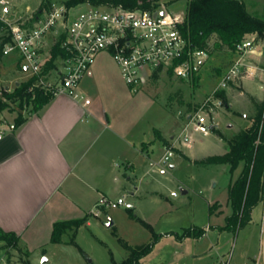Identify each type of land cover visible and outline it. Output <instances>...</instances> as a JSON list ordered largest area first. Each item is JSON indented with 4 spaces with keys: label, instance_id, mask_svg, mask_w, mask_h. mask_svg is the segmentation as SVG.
Instances as JSON below:
<instances>
[{
    "label": "crops",
    "instance_id": "0c3cea01",
    "mask_svg": "<svg viewBox=\"0 0 264 264\" xmlns=\"http://www.w3.org/2000/svg\"><path fill=\"white\" fill-rule=\"evenodd\" d=\"M254 40L252 52L246 53L242 58L244 76L239 80L248 85L254 96L258 95L264 100L261 93H264V84L261 81L264 79V35L259 37L254 35ZM238 57L239 55L235 53L233 60ZM111 63L119 67L108 52L99 53L89 73L78 87V97L67 93L55 96L40 110L23 114L25 121L0 140V229L19 237L17 247H6L5 242L0 241V250L6 252L10 264H31V258L33 259L31 250L34 248L35 250L44 248L49 243L59 246L67 242L65 236L61 243L51 242L54 223L88 216L85 224L89 225L91 223L89 215L96 208L100 197L109 196L115 189L119 196L127 194L129 201L132 197L144 199L147 194L154 193L143 188L144 185L140 184L141 180H138L136 172L141 164H145L150 147L157 139L166 150L172 149L176 155L193 164H213L204 163V160L228 151V136L219 131L223 120L218 117H215L211 131L217 130L218 135L223 137L224 151L220 153H208L212 148L211 144L214 143L205 142L203 137L209 136L211 131L208 135L191 132L188 140H185L183 129L186 116L180 134L174 130L166 134L156 126L148 129L140 107L132 108L129 105L130 99L127 100L128 95L126 100L120 99V94L112 90L113 84L115 86V83L121 84L120 81L126 82L120 68L113 70L109 66ZM129 90L132 93L138 92L132 91L130 87ZM123 91L125 94V90ZM86 98L91 100L89 104H85ZM255 99L257 101L258 97ZM135 103L136 101L132 104ZM231 105L226 104L225 107L229 108ZM191 111L192 109L186 113ZM18 115L19 113L16 118ZM243 118L246 122L238 123V129L235 133L232 132L234 134L231 139L249 127L253 121L246 115ZM227 126H231L230 122ZM166 162L164 160V164ZM223 165L231 172L229 165ZM174 166L171 164L172 168ZM237 176L230 179L229 186ZM188 192L187 189H183L184 194ZM172 196L175 197L173 194ZM261 204L262 210L258 218L254 214L257 205L252 210L250 222L237 231L239 233L247 227H253L251 235L253 242L243 245L236 258L234 253L232 258L223 259L219 264L257 262L262 264L263 202ZM135 208L134 206L125 209ZM208 209L210 220H215L214 224L208 222L205 226L193 225L183 228L182 232L172 229L153 232L151 240L147 243L153 240L155 234L160 237L152 251L141 259V264L148 261L152 263L153 260H148L149 257L153 254L156 257L157 248L160 249L164 241H169L171 245L180 248L188 240H200L216 230L221 233L230 232L221 229L231 214H223L222 203L219 200L208 201ZM188 228H200L204 233L201 237H180ZM32 241L31 247L36 246L33 249L29 246ZM125 242L130 244L128 241ZM22 244L28 253L24 251ZM44 251L46 253L47 250ZM127 256L128 250L124 259ZM162 258L159 264L164 263ZM113 262L117 261L113 259Z\"/></svg>",
    "mask_w": 264,
    "mask_h": 264
},
{
    "label": "rangeland",
    "instance_id": "374dc122",
    "mask_svg": "<svg viewBox=\"0 0 264 264\" xmlns=\"http://www.w3.org/2000/svg\"><path fill=\"white\" fill-rule=\"evenodd\" d=\"M48 1L56 5H63L66 2V0ZM161 1V6L167 11L186 14V0ZM243 1L251 13L264 17V0ZM45 2L46 0H12V4L18 8L35 11H38L41 6L48 7ZM214 42L215 39H212L211 48H213ZM248 52H252V50ZM245 54L242 55V58ZM18 58L19 55L13 54L0 59V98L5 96V92H13L16 83L29 78L30 72L24 71L17 65ZM233 62L230 52L224 49L216 51L213 56H210L198 74L200 79L197 85L189 80H182L164 73L158 75L157 78L147 80L141 90L136 93H132L123 81H120L121 84L115 83V86L113 84L112 90L120 94V99L125 98L126 100V95H128L127 100L130 99L129 105L132 108L140 107L148 129L156 126L166 134L172 130L180 134L183 121H185V113L212 93L225 73V69ZM109 66L113 70L119 68L115 63H111ZM261 81L264 84V79ZM123 90H125V94ZM261 93L264 95L263 92ZM226 97L228 104L232 105L229 108L219 109L215 115L223 120L219 131L222 134H227L229 145L233 134L238 129V123L246 122L243 118L244 115L253 119L258 114L263 97L254 96L249 91L248 85L239 79L226 89ZM135 101L136 103L133 105L132 103ZM179 111L182 112L179 113ZM30 112L29 106L21 108L16 103L13 111L1 112L0 118L4 117L13 121L17 113L28 114ZM229 122L231 126H227ZM218 134L217 130H212L209 136H202L205 142L214 143L211 144L212 148L208 153L224 151L222 150L225 144L223 137ZM165 151L164 145L157 139L150 147L145 164H141L136 172L138 180H141L140 184L144 185L143 188L154 193L147 194L144 199L132 197L131 202L136 207L134 210L111 207L95 215L93 214L94 209L89 215L91 223L84 224L79 228L75 243L69 242L71 241L69 234L65 235V240L68 243L65 242L59 246L49 243L44 247L45 249L37 248L35 250L36 246L33 247L34 249L31 247L33 241L30 242L29 246L33 249L31 250L33 251L31 264H114L113 259L119 262L127 255L122 240L128 241L134 246L142 245L151 240L153 232L166 229L182 232L185 227L205 226L208 222L214 224L215 220H210L209 217L208 201L219 200L223 205V214L231 213L228 202V186L230 179L239 175L241 169H237L231 174L228 167L223 164H193L175 153L164 164ZM199 156L200 154H198ZM171 164L175 166L172 168ZM183 189H187L189 192L184 194ZM173 192H176L177 196H172ZM118 193L115 189L110 192L108 197L117 199ZM261 210L262 204L260 203L254 213L257 215L256 218L261 214ZM110 219L114 222L112 227L107 226ZM252 230L253 227H247L239 233H221L216 230L200 240H188L180 248L171 245L169 241H164L160 248L163 251L161 252L157 248L156 257L153 254L148 259L153 260L152 263L148 261L145 264H159L161 257L164 259L163 264H219L223 259L232 258L234 253V258H236L243 245L253 242ZM21 246L28 253L25 245ZM44 250H47L46 253ZM9 256L11 257L10 254ZM45 258L49 259L48 262H43Z\"/></svg>",
    "mask_w": 264,
    "mask_h": 264
},
{
    "label": "built area",
    "instance_id": "2783aa9c",
    "mask_svg": "<svg viewBox=\"0 0 264 264\" xmlns=\"http://www.w3.org/2000/svg\"><path fill=\"white\" fill-rule=\"evenodd\" d=\"M0 29L10 40L3 46V55L21 57V68L34 78L29 92L32 100L38 90L54 97L67 93L78 97V87L89 73L96 57L108 52L118 64L121 74L134 92L155 74H169L182 80H191L200 73L210 58L208 50L190 44L182 35L180 25L185 14H175L164 7L156 11L125 10L117 7L56 5L39 9H21L12 0H0ZM163 12V15L160 14ZM58 46L64 54L56 56L52 68L47 64ZM254 46V38H246L236 45L239 57L228 67L211 94L186 113L184 138L191 132L208 135L215 123L216 112L225 107L217 96L221 89L244 76L242 55ZM90 99L84 100L85 104ZM27 107V105H26ZM18 127L16 119L0 118V140ZM172 149L163 159L169 161ZM177 195L176 192L172 193ZM111 207L131 209L133 203L125 195L112 199L101 196L93 214ZM261 235L264 264V199L261 218ZM0 264H10L5 252L0 251ZM256 264H261L257 262Z\"/></svg>",
    "mask_w": 264,
    "mask_h": 264
},
{
    "label": "trees",
    "instance_id": "16d2710c",
    "mask_svg": "<svg viewBox=\"0 0 264 264\" xmlns=\"http://www.w3.org/2000/svg\"><path fill=\"white\" fill-rule=\"evenodd\" d=\"M177 0H172V2ZM187 9L185 20L180 25V30L185 39L192 45L208 50L210 56L216 51L228 50L233 57L236 53V45L242 40L256 35H264V17L251 13L243 0H186ZM161 0H66L69 7L81 4L93 6L117 7L125 10H148L156 11L161 8ZM45 5L51 2L46 0ZM171 3V2H170ZM44 6H41L42 9ZM1 26V22H0ZM0 59L3 55V46L10 40L6 33L0 29ZM215 39L213 48L210 42ZM53 57L47 64L48 68L55 66L54 61L57 55L64 52L55 46ZM17 65L21 67V57ZM221 71V70H220ZM154 77H158L155 74ZM200 76H193L190 80L198 84ZM34 78L20 82L13 92H5L0 98V113L5 110H14V104L24 108L30 107L31 112L40 110L49 103L54 96L38 90L36 97L32 100L29 92ZM226 104V90L217 92ZM23 113L16 118L17 125L25 121ZM204 163L227 164L231 172L239 167L241 171L237 178L229 186V202L232 208L231 214L226 218V223L221 227L236 233L251 220L252 210L263 202L264 199V100L259 106V112L253 118L251 125L231 139L229 149L222 155L210 156ZM213 210V207H212ZM88 216L70 220L56 221L51 234V242L61 243L65 235H70V243H75L78 229L86 223ZM204 231L200 228H188L180 237L194 236L201 237ZM159 235H154L153 240L142 246L133 247L122 240L123 246L128 250V256L121 262L114 264H141V259L150 253L154 244L158 241ZM0 241L5 242L6 247H17L19 237L0 229Z\"/></svg>",
    "mask_w": 264,
    "mask_h": 264
},
{
    "label": "water",
    "instance_id": "95a60500",
    "mask_svg": "<svg viewBox=\"0 0 264 264\" xmlns=\"http://www.w3.org/2000/svg\"><path fill=\"white\" fill-rule=\"evenodd\" d=\"M160 14L163 15V12H160ZM26 70H27V67H25V71H26ZM18 84H19V83H17V85H18ZM211 128H213V126H211ZM113 225H114V222H113V220L110 219V220L108 221V223H107V226H108V227H112ZM46 261H47V259L45 258V259H44V262H46Z\"/></svg>",
    "mask_w": 264,
    "mask_h": 264
}]
</instances>
